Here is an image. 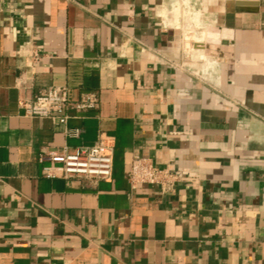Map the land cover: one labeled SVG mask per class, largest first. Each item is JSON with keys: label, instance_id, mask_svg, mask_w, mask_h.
Returning a JSON list of instances; mask_svg holds the SVG:
<instances>
[{"label": "crops", "instance_id": "1", "mask_svg": "<svg viewBox=\"0 0 264 264\" xmlns=\"http://www.w3.org/2000/svg\"><path fill=\"white\" fill-rule=\"evenodd\" d=\"M177 1L0 0V264H264V0H190L199 36ZM51 86L97 106L24 117ZM101 136L109 181L44 176L42 151ZM134 156L174 190L132 189Z\"/></svg>", "mask_w": 264, "mask_h": 264}, {"label": "built area", "instance_id": "2", "mask_svg": "<svg viewBox=\"0 0 264 264\" xmlns=\"http://www.w3.org/2000/svg\"><path fill=\"white\" fill-rule=\"evenodd\" d=\"M34 63L40 58V51L29 42L19 46L18 53ZM19 108L24 117L48 119L54 125L65 126L68 110L77 112L95 109L97 99L86 93L76 102H71L65 87H47L31 100H20ZM68 138H78V129L64 128ZM113 143L109 137L101 136L93 145L79 146L73 153L44 150L38 156V162L45 164L42 172L46 177L64 179H93L109 181L113 171ZM127 181L132 189L141 185L154 186L161 193H171L178 178L168 169H160L151 159L134 156L128 170Z\"/></svg>", "mask_w": 264, "mask_h": 264}, {"label": "rangeland", "instance_id": "3", "mask_svg": "<svg viewBox=\"0 0 264 264\" xmlns=\"http://www.w3.org/2000/svg\"><path fill=\"white\" fill-rule=\"evenodd\" d=\"M180 2V3H179ZM173 8H176V10L178 11L177 13H181L182 14V17H192L194 20H193V25H194V28H192V30L196 29V33H197V36L200 35V31H201V27H202V23H201V12L199 10H197L196 6L194 7L193 3L190 2V0H178L177 3L174 4V7ZM197 11V12H196ZM185 12V13H184ZM188 13V14H187ZM188 31H185L184 33H188ZM184 34V36H185ZM188 41L190 42H194L195 40V37H191V38H187ZM185 39H183V43H182V49L185 50L184 48V43H185ZM192 44H195V43H192ZM191 44V45H192ZM189 54V56H187V60L189 62H187V65H190L194 70L198 69V67L196 66L197 65V57L195 56V52H190L189 50L187 51ZM186 69L188 71H194L193 69ZM199 72L201 73V71L199 70Z\"/></svg>", "mask_w": 264, "mask_h": 264}, {"label": "bare ground", "instance_id": "4", "mask_svg": "<svg viewBox=\"0 0 264 264\" xmlns=\"http://www.w3.org/2000/svg\"><path fill=\"white\" fill-rule=\"evenodd\" d=\"M186 1V0H185ZM175 10V9H174ZM197 12V11H196ZM185 13V12H184ZM180 15H181V13H179ZM188 14V13H187ZM164 16H165V19H166V12H165V14H164ZM182 16V15H181ZM202 17V16H201ZM179 19H181V18H179ZM178 19V20H179ZM169 20V19H168ZM193 18L190 16L189 18L187 17V23H189V24H191V25H193ZM178 22H180V20L178 21ZM166 23H167V20H166ZM178 29H179V27H181L180 26V24H177L176 22H175V24H174ZM194 26V25H193ZM187 30H192V28H187V29H185L184 30V32L185 31H187ZM208 66H209V63H208V61L206 60V58L204 57V56H202L201 57V67L204 69L205 68V70L208 68Z\"/></svg>", "mask_w": 264, "mask_h": 264}]
</instances>
